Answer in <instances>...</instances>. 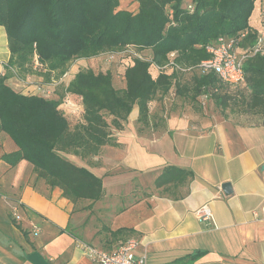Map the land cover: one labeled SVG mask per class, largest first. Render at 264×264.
<instances>
[{"label": "crops", "instance_id": "0c3cea01", "mask_svg": "<svg viewBox=\"0 0 264 264\" xmlns=\"http://www.w3.org/2000/svg\"><path fill=\"white\" fill-rule=\"evenodd\" d=\"M119 9L136 12L137 4L119 0ZM249 26L264 32V0L255 1ZM9 59L0 27V75ZM190 79H178L180 95L172 89L150 103L146 127L134 106L123 128L112 129L114 146L84 162L67 156L101 178L104 195L95 204L76 207L58 189L36 191L28 163L10 168L1 160L16 147L0 134V264H95L78 242L112 252L128 239L147 264H175L197 251L205 255L193 264H264V98L252 106L244 84L229 86L234 97L218 106L211 96L193 98ZM39 80L10 75L7 84L37 95ZM166 166L193 173L176 198L154 185ZM203 205L212 218L202 223L194 212Z\"/></svg>", "mask_w": 264, "mask_h": 264}, {"label": "trees", "instance_id": "16d2710c", "mask_svg": "<svg viewBox=\"0 0 264 264\" xmlns=\"http://www.w3.org/2000/svg\"><path fill=\"white\" fill-rule=\"evenodd\" d=\"M256 0H135L136 12L119 9V0H0V27L6 33L14 70L0 75V134L16 151L1 156L10 168L20 162L31 167L33 188L61 191L74 206L95 204L103 198L101 178L67 156L84 162L104 146H114L112 129L121 130L134 106L137 124L146 127L149 105L172 89L181 94L178 79L190 76L193 98L211 96L218 106L234 97L230 87L213 73L200 69L211 58L207 47L218 39L232 42V50L249 53L258 34L249 26ZM134 49L148 52V60L133 58L123 71V88H115L111 72L89 68L71 72L67 84H59L57 98L24 95L13 90L10 75L24 79L33 72L34 57L44 67L46 83L58 81L77 60ZM173 63L190 72H179ZM249 102L258 106L264 98V54L251 53L242 63ZM242 85V84H241ZM236 93V92H235ZM234 93V94H235ZM79 98L81 121L71 125L58 110L65 96ZM193 173L166 166L155 178L156 189L174 196L188 185ZM176 198V197H173ZM118 231L116 233H124ZM194 252L175 262L193 264L204 256Z\"/></svg>", "mask_w": 264, "mask_h": 264}, {"label": "built area", "instance_id": "2783aa9c", "mask_svg": "<svg viewBox=\"0 0 264 264\" xmlns=\"http://www.w3.org/2000/svg\"><path fill=\"white\" fill-rule=\"evenodd\" d=\"M207 51L211 54V58L204 61L200 65V69L204 73H213L219 80L227 84L230 87H236L244 82V71L242 67L243 61L251 54H264V32L258 36L256 45L249 53H240L232 50V42L225 41L224 39H218L215 46L207 47ZM118 54V53H117ZM116 53L105 54L107 60L114 59ZM135 58L140 60H148L143 58L141 54L135 53ZM174 54L169 55V66L173 67L179 72H190L191 68H181L173 63L172 59ZM33 69L39 70L42 67L37 61V57H34ZM38 68V69H37ZM4 70L8 73V70L14 73V70L5 65ZM5 75V74H4ZM3 76V75H1ZM69 69L61 76L58 81H54L55 85L63 83L66 79H69ZM80 105L79 98L71 94H65L62 98L58 110L69 119L79 116L83 112V108ZM260 212L264 216V204L262 205ZM194 216L198 222H207L212 218V213L209 205H203L199 207ZM78 247L85 255V257L95 264H147V256L143 254L136 256L135 251L137 249V241L135 239H128L116 250L112 252H106L98 248H94L83 243L78 242Z\"/></svg>", "mask_w": 264, "mask_h": 264}, {"label": "rangeland", "instance_id": "374dc122", "mask_svg": "<svg viewBox=\"0 0 264 264\" xmlns=\"http://www.w3.org/2000/svg\"><path fill=\"white\" fill-rule=\"evenodd\" d=\"M135 53H138V52L135 51L134 49H127V50H124L120 54H116L114 59H112L111 61L107 60L105 54H100L99 56L91 58V59L77 60V61L73 62L72 65H70L69 71H70V74H71V71L75 72V70L77 68H89V69L93 70L95 73H98V72L105 73V72L109 71L113 75L115 88H118V89L123 88L124 87L123 71H124L125 67L130 64L131 60L133 58H135V55H134ZM237 53L240 54L241 52H237ZM141 55L145 59H147L149 57L148 52H145V53L143 52V53H141ZM39 70H40L39 72H41L42 74L44 73V67L43 66L41 68H39ZM41 73H36V72L32 73V75H34L36 78L40 79L37 84H39V83L42 84L41 87L39 88V91H37V95L45 97V98L56 99L57 98L56 95H57L58 85H55L54 81L51 83H49V82L46 83V80L44 77L41 76ZM68 80L69 79H66L61 84H67ZM22 89L27 94H30V92L33 93V91H30V89L27 88V86L25 88L22 87ZM79 102H80V100H79ZM80 105L82 106L81 102H80ZM67 120H69L71 125H75L81 121V114L79 116L72 117L70 119L68 117ZM11 144H12V146L15 147V145L13 143H11ZM41 189H42V191L45 190L43 187ZM78 208H82V206L78 207Z\"/></svg>", "mask_w": 264, "mask_h": 264}, {"label": "water", "instance_id": "95a60500", "mask_svg": "<svg viewBox=\"0 0 264 264\" xmlns=\"http://www.w3.org/2000/svg\"><path fill=\"white\" fill-rule=\"evenodd\" d=\"M229 184H224L223 186H222V190L224 191V193H228V191H229Z\"/></svg>", "mask_w": 264, "mask_h": 264}]
</instances>
